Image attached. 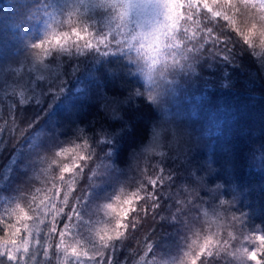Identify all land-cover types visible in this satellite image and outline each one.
<instances>
[{
	"label": "trees",
	"instance_id": "16d2710c",
	"mask_svg": "<svg viewBox=\"0 0 264 264\" xmlns=\"http://www.w3.org/2000/svg\"><path fill=\"white\" fill-rule=\"evenodd\" d=\"M190 2L0 0V236L49 210L52 259L68 230L89 242L94 222L91 236L110 239L140 172L169 169L159 206L134 201L103 264H190L208 248L218 254L191 264H241L242 249L264 261L262 11L257 0ZM57 39L69 49L46 55ZM85 39L98 50L73 48Z\"/></svg>",
	"mask_w": 264,
	"mask_h": 264
},
{
	"label": "snow or ice",
	"instance_id": "6c2138e0",
	"mask_svg": "<svg viewBox=\"0 0 264 264\" xmlns=\"http://www.w3.org/2000/svg\"><path fill=\"white\" fill-rule=\"evenodd\" d=\"M195 7V3L194 0L193 2L189 3V8L192 9ZM205 7H207V4H205ZM261 7H264V4L261 5ZM217 16L220 15V13H216ZM225 20L229 19L228 17H224ZM253 29H255V25H253ZM73 31L75 32L76 36L79 37L80 36V30L77 29H73ZM209 35L212 32V29L209 28L207 29ZM243 34V33H242ZM261 36H264V31H262ZM99 35V34H98ZM67 34H65V41L64 43H68L67 40ZM114 39V37H113ZM246 39H249V42H251L250 38L246 37ZM104 39L103 36H101V39L98 41V43H103ZM220 42L219 38L217 37L216 40L213 41V45H215L216 43ZM44 41L41 40L39 43L33 44L32 47L33 49H38L41 48L43 45ZM224 47L221 49V51L223 52H228V48H227V44L229 43L228 41H224ZM56 45L57 46H53L52 49H45V54L50 56L52 55L53 51L61 49V50H68L69 48L64 47L63 44L60 43V40L57 39L56 40ZM73 48L81 53H83L84 51L88 50V49H93V50H98L96 46L92 45L91 42L87 39L84 40V44L82 46H80L78 43H74L73 44ZM105 52H110V51H105ZM231 56V52H228L227 56H223L225 58H228ZM196 58V56L192 57V59ZM31 125H29L30 127ZM160 135L159 132H157L155 134L156 137H158ZM82 137L80 136L78 139H81ZM85 144H87V139H85ZM67 151V149H65L63 146L59 147V154H64ZM52 156L57 155L56 149H54L51 152ZM91 158V152L88 155H85L83 157H79L78 159L84 161L85 163L87 162V160H89ZM80 165H76V168H79ZM63 171H72V169L69 168V166L67 164L64 165L63 167ZM157 172H164L165 169L164 168H157L156 169ZM174 173L171 170H167V175H160L157 178H153L152 176H145V174L143 173V171L140 172V179L138 181L135 182V187H136V191H134L131 196L129 197V199L127 201H125V203H127L129 205L128 208H125L122 212V215L117 219V224H116V231L114 233V235H111V238L109 239L107 235H102L99 232L97 233V235L99 236V241L100 244L99 246H97L96 244L92 245V257L90 259L95 260V257L97 255L99 256H103L104 255V251L106 249L109 248H113L116 246V244L114 242H116L118 239L120 241H122L123 237H124V233L122 231H119V228H127L128 225L127 224H121L120 220L123 219V217L127 216L129 214V212H134L135 209L131 207V205L134 203V201L136 200H152L153 201V207H158L159 206V195H157L158 193V189L156 188V186L158 184H162L164 183L165 180H167L169 182V184L174 182ZM141 193H144V195H141ZM117 199H119V197H117ZM108 208H112L113 205L112 204H108L107 205ZM73 212L75 213V218L76 220L80 221L81 223H83L82 217L80 215V212L76 209H73ZM67 219L69 221L72 220L71 216H68ZM133 227H135V224L132 225ZM69 226L66 224L65 228H68ZM73 227H75V225H73ZM19 231V229H17V232ZM51 231L55 232L56 231V225L53 222L52 226H51ZM60 235H63V232L60 233ZM206 239H211V237H207ZM261 240H264V237H260ZM13 245L12 249H8L5 248L4 251L0 252V256L5 257L7 259V261H11V262H15V264H19V260L16 254V242L15 241H11L10 242ZM23 247L25 248V250L27 249V243H25L23 245ZM260 250L257 249L256 251H252L249 252L247 249H242L241 252L239 253V256L241 258V264H246V259H251V260H256L257 264H264V261L258 260L257 259V252H259ZM72 252L75 254L77 261H79V253H77V250L75 247H73ZM85 255H88L87 252L84 253ZM218 253H214L212 250H210V248L204 250L202 253L198 254L195 258L193 259H199L200 256H205L207 257H214V255H216ZM190 261V264L192 262V260ZM0 264H4V262H0ZM96 264H100L99 261L96 262ZM110 264V262H109ZM201 264H205V261H201Z\"/></svg>",
	"mask_w": 264,
	"mask_h": 264
},
{
	"label": "rangeland",
	"instance_id": "374dc122",
	"mask_svg": "<svg viewBox=\"0 0 264 264\" xmlns=\"http://www.w3.org/2000/svg\"><path fill=\"white\" fill-rule=\"evenodd\" d=\"M156 0H136L139 6H141L145 11H151L155 9L154 7L151 8L150 6L155 2ZM260 4V11H262V17L264 20V8L261 7V5L264 3L260 0H257ZM258 8V7H257ZM19 210V209H18ZM113 211L117 213V208H113ZM40 216L35 222L31 223V218L29 219L28 223L20 224L15 227L20 229L22 233L19 231L17 232L16 228L14 229L13 236L11 237L10 234H6L0 236V252L4 251L5 248L12 249L13 245L10 243L11 241L16 242V254L19 260V264H96L97 261L100 262V264H103V259L99 258L98 255L95 257V260L90 259L92 255L87 252L86 248H92L93 244H96L99 246V236L97 233L99 230H97L96 236L93 238L91 236V232L95 229V223L92 222V228L93 229L89 234V242H85L82 238L81 232H78L79 235L75 237V233L73 231H67L64 232L65 236L61 237L59 242L57 243L54 252L56 255V260L51 258V255L49 253L53 252L51 243L48 244L45 242V232H47L49 226H52V219L55 217L54 213H51L49 210L47 212H40ZM15 212H12L10 215H15ZM19 214H22L24 217H28L29 215L27 212L23 211ZM59 214V213H58ZM58 218V217H57ZM31 224H30V223ZM45 222V224H44ZM48 222V225L47 223ZM12 223H16L17 221L13 220ZM35 223V224H34ZM30 226L29 230L27 231V228ZM46 226L47 230H46ZM24 228V230H22ZM99 229V228H98ZM78 231V230H77ZM50 231H48L49 233ZM74 234H71V233ZM51 235V232L49 233ZM48 236V235H47ZM85 243V249L79 250L77 249V246H81V242ZM27 243V249L23 247V245ZM73 247L76 248L77 253H79V261H77V258L75 254L72 252ZM249 252L256 251V249L248 250ZM87 252L88 255H85L84 253ZM251 260V259H250ZM235 261V260H234ZM0 262H4V264H15V262L7 261L5 257L0 256ZM154 264H160V263H154ZM246 264H257V261L251 260L250 262L246 261Z\"/></svg>",
	"mask_w": 264,
	"mask_h": 264
}]
</instances>
